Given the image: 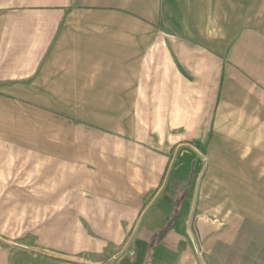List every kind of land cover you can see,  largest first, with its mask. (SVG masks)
Instances as JSON below:
<instances>
[{"label": "crops", "instance_id": "1", "mask_svg": "<svg viewBox=\"0 0 264 264\" xmlns=\"http://www.w3.org/2000/svg\"><path fill=\"white\" fill-rule=\"evenodd\" d=\"M59 3L0 0V125L18 126L16 135L29 127L32 140L39 137L32 126H46L48 136L38 140L51 147L52 117L21 101L38 97L52 107V88H63L60 107L73 100L89 123L113 133L104 138L106 156L128 164L113 170L117 164L103 163V176L84 160L71 162L85 165V176H69L62 144L59 160L43 152L50 158L44 179L54 173L57 184H80L81 199L66 204L76 205L70 210L88 237L87 248L76 245L93 254L82 261L264 264V0ZM66 88L89 96L72 97ZM113 171L125 180L110 181ZM159 173V190L141 198ZM67 233L44 231L6 242L10 248L0 236V264H66V255L41 257L37 247L42 237L45 250L54 242L60 249L53 252L64 253Z\"/></svg>", "mask_w": 264, "mask_h": 264}, {"label": "rangeland", "instance_id": "2", "mask_svg": "<svg viewBox=\"0 0 264 264\" xmlns=\"http://www.w3.org/2000/svg\"><path fill=\"white\" fill-rule=\"evenodd\" d=\"M20 4H46L55 7L60 3L59 0H20ZM66 89L67 93H70L72 97H74L75 93L76 95L81 94L83 97L82 100L87 99L89 96L88 93L78 92L76 88ZM62 90L63 88H52V107H44L40 103L42 98L40 99L38 97L30 102L21 101V105L28 107L29 110L35 113H44L52 117V135L50 136L53 137V140H51V147H49L47 142L38 140V138L45 136V133L46 136H48L45 129L46 126L41 128H37L36 125L32 126L37 130L36 136H39L37 139L32 140V133L31 130L28 129L29 127L27 130L25 129L26 127H24L26 132L22 130L19 135H16L14 134V130L18 126L0 125V236L4 237L5 246L10 248L9 244L6 243L7 241L15 242L17 240H26L28 236H39L44 231L57 235L60 233V230H64V233L66 234V232H68V235L61 245H64L62 249H65L66 252H53L56 248L60 249V243L56 246L54 242L52 243L53 249L46 247L45 250L43 246L44 239L40 237L42 243L37 247L38 250H40L37 252V255L41 257L45 255L52 256V260H59L60 254H64L66 256L60 259L65 261L66 264H89L87 261L82 260L89 261L92 259L91 257H93V254L82 251L81 248L76 245L77 241H81L85 248L89 245L88 237L81 234V224L75 219L76 213L70 210L71 208H75L76 205L66 204L68 200L75 201V199H81L82 192L80 190V184L71 183L70 181L68 183L57 184L56 178H58L59 174L54 173L51 177L49 176L48 179H44L42 169L45 161H49L50 158L43 157V152L46 151L51 153V158L53 160H59L60 158L58 155L61 153V144L64 145V148L68 149L70 161L68 165H64V168H62L64 171L66 170L68 172L69 176L71 174L81 175L82 172H84L82 174L85 176V172L87 171L85 165L80 164L82 167L77 165L74 166V162H71V160H77L79 162L84 160L85 164L89 165V169H94L99 173V176H103L105 174L102 175V170H106L107 168L103 166V163H115L117 165L113 166V170H118L123 169V165L128 164V158L122 155H116L112 156L113 162L108 160L106 152L110 147L109 145L107 146V142L104 138L113 136V133L109 132L103 125L89 123L88 119H86L88 116L86 115L87 110L78 108V106H76L78 104L73 100L66 102V106H68L67 109H65V105L60 107L59 101L66 99L64 95L60 93L64 91ZM59 93L61 94L60 96ZM2 94L5 93H3V90L0 88V96H2ZM10 100L15 101V99L11 97ZM10 112L11 114H9V117L11 119L17 116L16 113H12L11 109ZM77 112L80 116L77 115ZM45 118L43 119L44 121ZM180 129L182 132L183 128L181 127ZM61 132L67 133V141L60 140ZM12 136H19V139H12ZM121 137H124V135H121ZM131 142L133 147L139 143L135 140ZM117 147L121 148V146ZM81 152L85 155L79 156ZM121 153H123V151ZM71 154L77 155L75 157ZM103 154H105V156ZM202 159L204 162L208 163V158L205 155H202ZM133 160H135V158H132V164L134 163ZM168 165V158L164 157L163 176L166 175ZM52 170H60V167L54 165ZM132 173L134 174V172ZM202 175L201 173L200 180ZM109 176L114 177L110 181L122 183L125 180L124 173L113 171V173L109 172ZM132 177L133 180H136L134 175H132ZM162 179L161 173H159L156 179L157 182L153 186L149 184L147 189L140 191L141 198L145 194V196L155 194V192L159 190ZM62 211L65 212V215H61ZM201 223H199V225ZM206 228L207 227H205V230ZM94 238L98 239L95 236ZM52 240H59V237L52 236ZM90 245H93V243Z\"/></svg>", "mask_w": 264, "mask_h": 264}, {"label": "bare ground", "instance_id": "3", "mask_svg": "<svg viewBox=\"0 0 264 264\" xmlns=\"http://www.w3.org/2000/svg\"><path fill=\"white\" fill-rule=\"evenodd\" d=\"M201 223V222H200ZM199 226V229L201 230V228H202V232L205 234L206 233V230H205V227H206V224L202 221V223L200 224V225H198Z\"/></svg>", "mask_w": 264, "mask_h": 264}, {"label": "built area", "instance_id": "4", "mask_svg": "<svg viewBox=\"0 0 264 264\" xmlns=\"http://www.w3.org/2000/svg\"><path fill=\"white\" fill-rule=\"evenodd\" d=\"M201 239H202V236H201ZM197 252H199V249L197 248Z\"/></svg>", "mask_w": 264, "mask_h": 264}, {"label": "water", "instance_id": "5", "mask_svg": "<svg viewBox=\"0 0 264 264\" xmlns=\"http://www.w3.org/2000/svg\"><path fill=\"white\" fill-rule=\"evenodd\" d=\"M7 241V240H6ZM8 243H12V242H10V241H7Z\"/></svg>", "mask_w": 264, "mask_h": 264}]
</instances>
